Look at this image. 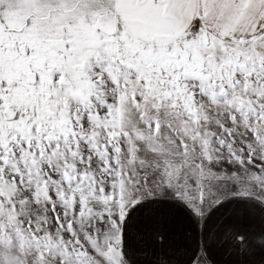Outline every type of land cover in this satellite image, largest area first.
Here are the masks:
<instances>
[{
    "label": "snow or ice",
    "instance_id": "obj_1",
    "mask_svg": "<svg viewBox=\"0 0 264 264\" xmlns=\"http://www.w3.org/2000/svg\"><path fill=\"white\" fill-rule=\"evenodd\" d=\"M157 200L264 212V0H0V264H143Z\"/></svg>",
    "mask_w": 264,
    "mask_h": 264
},
{
    "label": "crops",
    "instance_id": "obj_2",
    "mask_svg": "<svg viewBox=\"0 0 264 264\" xmlns=\"http://www.w3.org/2000/svg\"><path fill=\"white\" fill-rule=\"evenodd\" d=\"M262 216L264 212L259 208L231 204L221 208L206 228H198L182 206L157 200L134 213L128 244L143 264H164L165 260L168 264H191L202 242L213 264H262L264 253L241 256L233 249L232 241L236 230L260 229Z\"/></svg>",
    "mask_w": 264,
    "mask_h": 264
}]
</instances>
